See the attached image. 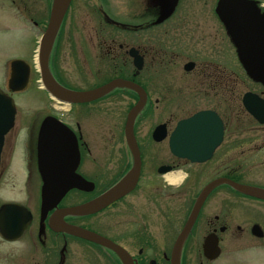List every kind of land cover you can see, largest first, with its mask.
<instances>
[{
  "label": "flooded vegetation",
  "instance_id": "obj_1",
  "mask_svg": "<svg viewBox=\"0 0 264 264\" xmlns=\"http://www.w3.org/2000/svg\"><path fill=\"white\" fill-rule=\"evenodd\" d=\"M223 1L122 0V17L113 11L116 0L70 1L51 48V77L74 92L115 82L136 91L114 87L95 100L65 104L42 87L36 49L30 60L14 59L29 67L22 91L9 89L14 60L7 62L0 84L5 94L15 102L29 90L42 91L47 101L30 106L25 136L14 133L16 107L13 128L0 137V208L16 205L17 220L28 221L11 241L0 232V264H124L113 249L65 226L110 241L132 264H171L206 187L228 179L264 189V124L246 107L264 112L253 105L258 99L264 107V84L247 75L222 20L227 11L263 16L264 0H242L244 8ZM11 3L35 29L45 30L52 0ZM84 12L89 18L83 20ZM78 27L89 35H74ZM39 39L26 35L36 48ZM246 95L252 101L245 106ZM139 101L135 157L126 127ZM46 127L55 136H43ZM137 162L136 182L126 195L93 214L71 213L129 177ZM227 235L264 240V200L219 183L196 209L180 264L213 263L218 258L205 257V243L210 238L222 252Z\"/></svg>",
  "mask_w": 264,
  "mask_h": 264
},
{
  "label": "water",
  "instance_id": "obj_2",
  "mask_svg": "<svg viewBox=\"0 0 264 264\" xmlns=\"http://www.w3.org/2000/svg\"><path fill=\"white\" fill-rule=\"evenodd\" d=\"M70 1L71 0L52 1L49 21L44 33L40 38L37 49V62L42 87L52 99L65 104H75L95 100L100 96L111 91L114 87H128L136 91V88H134L130 84L115 82L92 91L74 92L64 89L51 77L48 66L49 56L55 36L69 7ZM222 5L244 8L247 3L242 0H224ZM222 20H224L226 23L227 30L229 31V34L236 45L240 62L243 68L245 69L247 75L251 79L264 84V15L260 16L256 12H246L243 10L230 12L227 11L222 12ZM28 71L29 67L25 62L21 60L12 61L11 74L9 80V89L11 91L19 92L26 87L28 80ZM251 98L252 97L250 95L245 96V106L246 101L248 99L252 101ZM257 100L258 99L255 100L256 103H254L253 105L257 106L259 109L264 108L262 106V103ZM142 106L143 102L139 101L137 105L131 109L126 127L127 139L135 157L137 147L133 139V121ZM246 107L248 111L261 124H264V112L259 111L257 113L254 108L251 109L248 106ZM15 114L16 108L13 99L7 96L0 89V137L4 136L13 127ZM197 118L198 117H195L187 121L184 125L191 124ZM47 125H49V123ZM43 136L55 135L51 134L50 130H48L46 127ZM200 138H205V136H200ZM173 140L184 141L186 140V136H174ZM138 172L139 163L137 162L134 165L132 174L129 177L124 179L113 189L105 192L94 200L72 209L71 213L88 215L103 210L104 208L112 204L120 197L126 195L129 191L133 189ZM219 183H225L227 186L240 193L260 200H264V189L261 188L239 185L228 179L210 184L202 192L184 230L177 239V242L171 254V264H180L181 246L193 223L196 214V209L202 203L207 194ZM19 210H21L20 207L12 204L3 205L0 208V232L2 237L6 240L11 241L19 237V235L27 226V220H23L20 222L17 220L16 216L18 215ZM63 228L78 237L89 240L101 246L113 249L119 254L124 264H132L131 258L126 253H123V251L119 247H117L110 241L83 229L69 226H65ZM253 235L259 238L261 237V234L255 232V230L253 231ZM204 255L210 261L217 259L220 255V250L217 248V246L213 245L210 238L207 239L205 243Z\"/></svg>",
  "mask_w": 264,
  "mask_h": 264
},
{
  "label": "rangeland",
  "instance_id": "obj_3",
  "mask_svg": "<svg viewBox=\"0 0 264 264\" xmlns=\"http://www.w3.org/2000/svg\"><path fill=\"white\" fill-rule=\"evenodd\" d=\"M130 4H134L130 1ZM124 4L122 0H116L113 11L122 17ZM85 14H88L85 16ZM83 18H89V13H82ZM43 30L35 29L28 22L17 4L12 5L11 0H0V84L4 80L5 66L9 60H30L32 49H36V43L26 40V35L38 40ZM88 28L78 27L74 35L88 36ZM71 35V34H70ZM35 58V56H34ZM27 91L15 97V105L19 112L14 133L25 136V116L35 101H47V96L42 91ZM42 94L38 96L37 94ZM37 110V107H35ZM211 264H264V240L258 241L250 235L226 236V242L219 258Z\"/></svg>",
  "mask_w": 264,
  "mask_h": 264
}]
</instances>
